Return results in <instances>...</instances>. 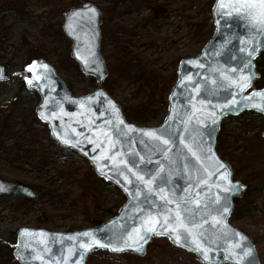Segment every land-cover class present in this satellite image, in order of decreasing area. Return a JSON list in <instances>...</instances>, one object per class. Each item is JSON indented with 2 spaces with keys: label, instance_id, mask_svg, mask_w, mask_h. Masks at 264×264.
Wrapping results in <instances>:
<instances>
[{
  "label": "rangeland",
  "instance_id": "rangeland-1",
  "mask_svg": "<svg viewBox=\"0 0 264 264\" xmlns=\"http://www.w3.org/2000/svg\"><path fill=\"white\" fill-rule=\"evenodd\" d=\"M85 3L103 14L100 50L109 88L104 89L120 104L128 123L140 128L163 122L180 61L197 56L214 33L215 0H0V65L9 77L0 83V179L28 185L39 194L36 202L0 197V264H19L13 257L19 229L85 230L94 226L92 220L108 221L112 217L106 211L117 214L125 202L83 157L53 140L35 112L40 96L21 90V80L29 76L24 72L28 53L36 50L40 59L57 64L58 75L75 97L96 88L95 80L70 61L71 43L62 30L66 13ZM263 132L261 117L247 112L223 122L217 144L234 180L246 186L230 224L253 240L262 264ZM87 264L200 263L167 239L155 238L145 257L101 250Z\"/></svg>",
  "mask_w": 264,
  "mask_h": 264
},
{
  "label": "water",
  "instance_id": "water-1",
  "mask_svg": "<svg viewBox=\"0 0 264 264\" xmlns=\"http://www.w3.org/2000/svg\"><path fill=\"white\" fill-rule=\"evenodd\" d=\"M89 8H94L95 14L88 11ZM212 17L214 33L211 39L197 56L180 61L178 79L168 96L163 122L156 127L140 128L128 123L120 104L102 87L108 76L100 50L102 12L93 3H85L66 13L63 33L72 44L71 58L85 76L95 79L97 87L86 95L75 97L55 67L44 59L33 60L27 66L26 69L36 65L32 71L27 70L29 76L24 79V84L27 91L40 96L35 112L38 119L49 128L53 140L83 157L99 178L113 184L122 193L125 202L114 217L85 230L52 232L41 228L19 229L13 257L20 264H86L88 257L100 250L117 255L132 253L145 257L148 246L155 238L167 239L178 249L195 255L200 264H262L253 240L230 224L234 200L242 197L246 186L234 180L233 168L220 157L217 143L222 124L229 117H238L245 112H256L264 117V111L258 108L242 106L259 103L260 97H254L252 101L244 98L254 92H264V88L256 89L254 85L261 76L256 62L264 50V31L254 28L236 12L227 15L224 10L218 11V0L213 5ZM253 48L256 51L249 57L248 52ZM249 59L251 63L245 66ZM43 65H47V69ZM0 69H3L5 77L0 83L8 82L5 68L0 65ZM250 72V85L241 91L244 77ZM29 80L32 81L31 85ZM233 97L235 104L231 102ZM112 105L119 110L118 117L124 121L123 125L118 123ZM42 112L47 119L42 118ZM211 113L218 116L216 124H212ZM198 120L203 122L198 123ZM125 125L137 131H127ZM121 129L126 134H122ZM148 130H157V135L163 130V139L168 140V143L144 135V131ZM56 133H59L60 138ZM262 136L264 138V133ZM62 138L71 140L77 146L63 143ZM189 147L195 151V156L188 150ZM110 156L114 159H108ZM220 164L227 168H220ZM205 169L212 175L208 176ZM101 170L113 178L101 175ZM225 171L230 174L228 179L231 185L243 186L239 191H223L224 187H231L219 178ZM138 176H143L144 181L151 180V184H145ZM205 178L207 182L201 183ZM117 179L120 183L116 182ZM0 189V197L9 195L32 202L39 199V194L32 187L19 182L0 179ZM225 198L230 205L229 211H217L226 203ZM190 199L200 201L199 204H188L194 210L197 221L207 220L195 231L204 233L203 243L209 249L208 260L203 259L200 253L182 246L183 241L178 244L168 235L151 234V238L143 244V253L132 248L113 251L109 247L94 246L80 258L83 249L79 248V244L81 240L88 239L80 234L91 232L102 243H108L114 233L139 228L142 218L149 214L162 220L163 217L158 214L164 210L165 200L173 201L166 207L174 210L177 202ZM237 243L240 248L234 247ZM249 247L251 252L244 255L241 249Z\"/></svg>",
  "mask_w": 264,
  "mask_h": 264
},
{
  "label": "snow or ice",
  "instance_id": "snow-or-ice-1",
  "mask_svg": "<svg viewBox=\"0 0 264 264\" xmlns=\"http://www.w3.org/2000/svg\"><path fill=\"white\" fill-rule=\"evenodd\" d=\"M220 10H224V14L227 15H231L232 12H236L242 15L243 18L248 20V22L254 28L260 31H264V0H218V11ZM88 11L95 14L94 8H89ZM75 15H80V13H75ZM255 51L256 49L253 48L251 51L248 52V56L249 57L253 56ZM250 63L251 61L249 59L246 61L245 66ZM34 67H36V65H30L27 70L32 71ZM43 67L47 69V65H43ZM251 75L252 74L250 72L247 77H244L245 83L240 86L241 91H243L244 87H248L250 85ZM2 79H5V77L3 76V69H0V80ZM25 79H27V77H25ZM28 82L30 85L32 84L31 80H29ZM254 97H260V102L244 104L242 106L256 107L259 110L264 111V92H254L251 94V96L245 97L244 99L248 101H252ZM231 102L233 104L236 103L235 97L232 98ZM109 103L111 104V101H109ZM112 107L115 110V113L117 114L118 123L120 125H123L124 121L122 119H119L118 117L119 110L116 108L115 105H112ZM229 110L231 111L233 109H229ZM41 116L42 118L47 119V117L44 116L43 112L41 113ZM189 119H191V117ZM211 120H212V124H216L218 121V116L215 113H211ZM197 122L202 123L203 121L198 120ZM124 128H126L127 131L130 132L137 131L136 129L131 128L130 126L127 125H125ZM120 131L122 134H126L124 133V129H121ZM160 132L161 134L157 135V130H148V131H144V135L151 136L156 140H162L164 131L160 130ZM56 135L58 136V138H60L59 133H56ZM62 142L65 144H72L73 147L77 146L76 143H73L71 140L67 138H62ZM163 143L167 144L168 140L163 139ZM188 150L192 152L194 156L196 155L195 151H193L191 147H189ZM209 151H211V149H209ZM93 159L95 160L96 157H93ZM108 159H114V157L110 156L108 157ZM197 159H199V157H197ZM219 167L224 169L227 168V166L224 164H220ZM205 172H208V170L205 169ZM120 174L122 175L123 172L121 171ZM101 175H105L106 178L108 179L113 178L107 176L102 170H101ZM211 175L212 173L208 172V176ZM229 175L230 174L227 171H225L224 173L220 174L219 178L223 179L226 182V184L231 185V181L228 179ZM137 178L141 181H144L143 176H138ZM125 179H127V177H125ZM116 182L120 183L119 179H117ZM200 182L206 183L207 179L205 178ZM144 183L150 185L151 180L144 181ZM219 186L220 185H217V187ZM242 187H243L242 185H231V187H224L223 191L225 192L239 191V189ZM136 194L139 195V191H137ZM198 195L199 194L197 193V196ZM218 198L219 197H217V199ZM161 199H165V198L161 197ZM225 200L226 203L221 205L220 209H217V211H222L223 213H227L229 211L230 205L227 203V198H225ZM169 203H173V201L165 200L164 210H162L158 214L159 216L163 217L162 220L158 219L157 217H153L151 214H149L142 218V224L139 228H133L131 231H125L123 233H114L113 237L109 238L108 243H102L91 232H84L80 234L82 237L88 238L86 240H81L79 244V248L83 249V251L80 252V258L82 259L84 253L92 249L94 246L109 247L113 251H122L124 250V248H132L134 251L143 253L144 252L143 244L147 243V240L151 238V235H168L169 238L173 239L174 242L178 244L183 241L182 246L188 247L190 250L200 253L203 259L208 260L209 249L206 248L203 243L204 233L195 231L196 229L201 228L203 223H207V220H202L198 222L194 210L188 207L189 203L199 204L200 201L198 199H190V200H184L182 202H177L174 210L166 207V205ZM204 207L207 208V205L205 204ZM186 213H192V214L186 215ZM157 225H159V227H157ZM141 228H143L144 230L143 232H141ZM133 233H135V239H133ZM234 235L240 236L239 233H234ZM69 239H73V238L69 237ZM240 239H244V237H240ZM234 247L240 248L241 246L239 243H237L234 245ZM241 251L243 252L244 255H248L251 252V248L250 247L243 248L241 249ZM235 255H240V253H235Z\"/></svg>",
  "mask_w": 264,
  "mask_h": 264
},
{
  "label": "trees",
  "instance_id": "trees-1",
  "mask_svg": "<svg viewBox=\"0 0 264 264\" xmlns=\"http://www.w3.org/2000/svg\"><path fill=\"white\" fill-rule=\"evenodd\" d=\"M63 35V34H62ZM68 41V40H67ZM69 43H70V41H68ZM28 55H29V61L31 62V61H33V60H36V59H40V58H43V56H41V54H40V52H38L37 50L36 51H31V52H29L28 53ZM72 63H74L75 64V62L71 59L70 60ZM29 63V62H28ZM55 67H56V69H57V64H55ZM257 69H258V71L260 72V74H261V78L259 79V80H257L256 82H255V87L257 88V89H263L264 88V56H261L259 59H258V61H257ZM25 74H26V68H25ZM24 74V75H25ZM107 81L104 83V85L106 86L105 88H107V89H109L108 87H107ZM21 90H26V88H25V85H24V80H21ZM245 114V113H244ZM243 115V114H242ZM260 117H261V125H262V127H264V118H263V116H261V115H259ZM218 140H219V137H218ZM117 192L119 193V195L121 196V193H120V191L117 189ZM235 202L236 203H238V200H235ZM114 215H116V213H113V211L112 210H108V211H106V216H109V217H113ZM92 222V225H98V224H100L101 222H98V221H96V220H92L91 221ZM16 243V239L14 238V240H13V244H15Z\"/></svg>",
  "mask_w": 264,
  "mask_h": 264
}]
</instances>
